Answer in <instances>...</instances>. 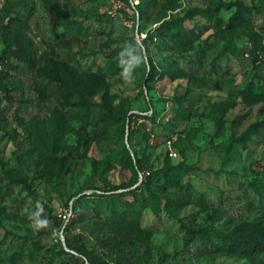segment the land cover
I'll use <instances>...</instances> for the list:
<instances>
[{
    "label": "rangeland",
    "instance_id": "374dc122",
    "mask_svg": "<svg viewBox=\"0 0 264 264\" xmlns=\"http://www.w3.org/2000/svg\"><path fill=\"white\" fill-rule=\"evenodd\" d=\"M236 1L260 12L251 27L222 39L218 30L228 24L236 9L228 4ZM125 2L124 17H115L110 0H0V82L4 79L10 85L9 91L0 85V264H12L15 254L20 264H264V253L218 252L198 233L201 228L210 233L229 231L243 220L264 222V192L242 184L264 165V102L248 105L239 94L252 79L264 84V0ZM139 6L143 17L134 28L126 20L140 15ZM194 7L213 8L216 13L184 21L198 36L186 49L155 30ZM72 20L84 30L68 42L66 24ZM16 32L30 60L13 56L2 61L4 50L15 45L10 44ZM227 42L232 51L226 49ZM125 48L142 50L146 61L135 68L131 83L120 75V61L135 54L125 53ZM54 59L105 72L114 105L124 108L127 117L101 139H93L83 130L81 109L73 100L62 101L54 93L41 96L37 90L47 81ZM151 61L158 74L148 79ZM56 120L66 145L80 148L67 174L50 182L38 163L34 133ZM255 122L262 123L259 131L231 152L232 141ZM173 137L177 156L170 158L168 140ZM128 153L145 167L136 182L133 168L122 160ZM95 160L111 169L101 173ZM182 162L194 167L191 202L178 218L159 217L153 234L131 233L120 243L117 230L96 216L94 194L123 183L131 185L117 191H131L150 171ZM7 170L27 175L31 188L10 180ZM184 191L168 187L172 196L180 197ZM201 195L207 206L197 202ZM38 204L50 227L34 231L21 210H36ZM66 209L74 215L60 222ZM67 234L82 236L100 262L69 248Z\"/></svg>",
    "mask_w": 264,
    "mask_h": 264
},
{
    "label": "trees",
    "instance_id": "16d2710c",
    "mask_svg": "<svg viewBox=\"0 0 264 264\" xmlns=\"http://www.w3.org/2000/svg\"><path fill=\"white\" fill-rule=\"evenodd\" d=\"M221 5H224V3H219V7ZM233 5L236 6V9L231 15L228 24L223 29L218 30V34L222 39L226 38L228 34L235 33L240 28L251 27L255 14L260 12L254 6L241 1L228 4V6ZM141 7H138L140 11L139 18L143 17ZM125 8L124 11H126ZM215 13L216 9L213 8L194 7L188 9L184 17L163 21L155 30L157 33L170 36L175 42L174 46L183 50L198 37L193 29H189L184 25V21L188 18H193L195 15L212 18L215 16ZM137 18L138 15L133 17L135 20ZM136 27L135 23L134 28ZM83 30L84 27L80 22L74 20L68 21L66 24L67 41L71 42L75 40L77 38L76 34ZM13 43L15 44L14 47H7L4 50L2 61L13 56L23 60H30L25 56L27 46L19 32L14 34L13 42L10 45ZM226 49L233 50L230 42L226 43ZM30 64L34 63L30 61ZM150 65L151 70L148 72V79H152L158 74L157 66L152 61ZM46 78L47 81L41 82L37 87L41 96L54 93L62 101L73 100L75 105L81 109L80 118L83 122V130L87 133H92L93 139H101L107 135L113 126L120 124L127 117V111L124 108L114 105L105 72L81 70L66 60L54 59L51 64V70L47 73ZM0 85L5 91L10 90L9 83L4 81V79H1ZM239 94L241 101L248 105L264 102V84L252 79L244 88L240 89ZM97 97L100 99L97 100ZM261 125V122L251 124L239 137L235 138L230 144L231 152L236 144L245 143L253 134L257 133ZM89 126L93 127L90 128ZM34 136L39 153L38 163L42 165L43 175L50 182L61 180L70 170L72 156L74 158L78 154L80 147L66 145L63 138L62 125L57 120L50 128H37ZM122 160L131 165L136 174L135 182L138 181L140 171H145V167L141 164L140 160H135L131 153H128ZM95 163V169L101 170V173H105L111 169L109 165L100 167L98 160H95ZM193 170V166L183 162L178 165L168 164L166 169L150 171L142 184L131 191H117L121 187H129L131 185L130 183H123L121 186L111 187V189L103 193H95L94 195H97L95 205L96 216L104 218L117 230L121 238L120 243L124 241L122 237L126 238L131 233H146L151 235L155 232L153 225L157 223L159 217L165 214L178 218L182 209L191 202L190 174ZM6 172L10 180L23 182L31 188L32 184L28 180L27 175L14 170H7ZM253 172L254 178L249 180L248 183L242 184L244 186H252L258 192L263 193L264 165L261 168L253 170ZM154 183L158 184L157 188H153L152 185ZM171 185L184 188L185 193L180 197L172 196L168 192V187ZM127 195H131L132 198L127 197ZM197 202L202 206L208 205L203 195L197 198ZM60 216V222L67 220L61 214ZM69 227L68 225L66 230ZM198 231L200 237L215 247V251L242 256L264 253L263 221L243 220L237 223L231 230L222 233H210L204 228ZM66 243L69 248L75 250L80 255L86 256L89 261L94 263L100 262L98 255L89 249L82 236L76 237L67 234ZM11 262L12 264H20L19 257L16 254L13 255ZM103 264L112 263L104 261Z\"/></svg>",
    "mask_w": 264,
    "mask_h": 264
},
{
    "label": "clouds",
    "instance_id": "9594fccd",
    "mask_svg": "<svg viewBox=\"0 0 264 264\" xmlns=\"http://www.w3.org/2000/svg\"><path fill=\"white\" fill-rule=\"evenodd\" d=\"M124 52L135 53L134 55L126 56L124 60L120 61V66L122 68L120 75L126 83H131L132 73L135 68L142 66L146 63V61L142 50L125 48ZM125 61L128 62L126 63ZM21 212L27 217L34 231H40L50 227V221L46 217L42 216V205L38 204L36 210H31L30 208L25 207L21 210Z\"/></svg>",
    "mask_w": 264,
    "mask_h": 264
},
{
    "label": "built area",
    "instance_id": "2783aa9c",
    "mask_svg": "<svg viewBox=\"0 0 264 264\" xmlns=\"http://www.w3.org/2000/svg\"><path fill=\"white\" fill-rule=\"evenodd\" d=\"M110 3H111V7H112L111 14L115 17H118V16L124 17L123 10L126 6L125 0H110ZM138 20H139V16H138L137 20H135V19L126 20V23H128V25L131 27H133L136 23V25L138 27ZM173 140H175V137L168 140V154L171 157H176L177 156V150L173 146ZM61 215L63 216L64 219L68 220L73 215V211H72V209H66L64 212L61 213Z\"/></svg>",
    "mask_w": 264,
    "mask_h": 264
},
{
    "label": "water",
    "instance_id": "95a60500",
    "mask_svg": "<svg viewBox=\"0 0 264 264\" xmlns=\"http://www.w3.org/2000/svg\"><path fill=\"white\" fill-rule=\"evenodd\" d=\"M63 240L65 241V238L63 237ZM66 245H67V243H66Z\"/></svg>",
    "mask_w": 264,
    "mask_h": 264
}]
</instances>
